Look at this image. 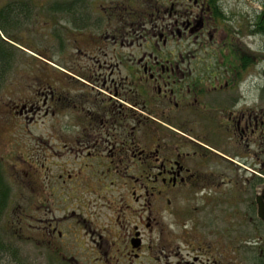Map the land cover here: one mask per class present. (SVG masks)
Segmentation results:
<instances>
[{
  "label": "flooded vegetation",
  "instance_id": "flooded-vegetation-1",
  "mask_svg": "<svg viewBox=\"0 0 264 264\" xmlns=\"http://www.w3.org/2000/svg\"><path fill=\"white\" fill-rule=\"evenodd\" d=\"M252 1L236 25L227 0L56 2L87 62L5 109L66 130L27 147L0 117V224L36 244L31 264H264V84L250 105L240 91L264 62ZM236 216L252 229L232 230Z\"/></svg>",
  "mask_w": 264,
  "mask_h": 264
},
{
  "label": "rangeland",
  "instance_id": "rangeland-1",
  "mask_svg": "<svg viewBox=\"0 0 264 264\" xmlns=\"http://www.w3.org/2000/svg\"><path fill=\"white\" fill-rule=\"evenodd\" d=\"M227 1L228 5L232 6V25L246 22L248 13L256 7L252 0ZM8 2L15 3L14 0H0V7ZM22 2L28 3L29 8L32 10V15L28 23L22 27L21 37L19 38L21 45L15 43L18 58L12 61V65L8 70L9 72H7L0 82V117H3L5 114L7 115L6 121L8 125L5 127L6 133L4 137L6 140L10 141L14 136L15 139L19 140L20 136L22 138L26 136L28 137L25 144L27 147H39V145H47L39 142V139L46 140L49 136L58 134L59 129L66 130L65 125L68 124V120L57 125L58 123L52 116L44 118L42 115L34 116L31 113L30 116L27 114L28 119H26L24 115L22 117L17 116L14 114V111L11 115L8 110L6 111L5 104L9 105L11 102L12 105H14V102L15 104L20 103L24 99L25 93L29 92L27 88L36 84V77L46 75L48 72H58L57 76L59 74V76L64 78L66 87L71 86L73 69L77 68L79 70L87 62L83 56L87 48L84 44V38L81 37L79 39V32H77V36L71 34L68 14L52 13L50 9L54 2H68V0H22ZM76 38L80 42L76 43ZM124 52L127 53L128 50L124 49ZM232 64H238V60L234 57H232ZM256 64L258 63L254 62L252 66L255 67ZM244 70L243 76H245V81L240 91H243L244 100L250 105L256 101L255 98L258 95L257 87L252 86L251 82L255 80L254 84L257 82L264 84V62L258 69L249 68ZM249 72H251L250 75H248ZM48 80L57 86L53 79L49 78ZM80 83L84 85V83ZM234 93L235 95L237 94L235 90ZM50 145L56 149L57 143L52 142ZM3 153L0 151V158ZM9 156L13 157L14 154L11 155L10 153ZM237 161L243 163L240 159ZM240 168L241 170H232V182L247 183L250 175L245 172L243 167ZM247 221V218L232 217V230H251L252 226ZM3 222H5L4 219L1 226L5 231ZM224 226L225 224H222V228ZM4 234L7 240L6 244H10L14 248L19 247L20 252H15V256L13 255L16 263L31 264L32 258L36 257L37 252L34 249L36 244L19 242L15 239H10L8 233ZM24 255H26V260H24ZM11 261L10 254H7L2 260V264H10Z\"/></svg>",
  "mask_w": 264,
  "mask_h": 264
},
{
  "label": "trees",
  "instance_id": "trees-1",
  "mask_svg": "<svg viewBox=\"0 0 264 264\" xmlns=\"http://www.w3.org/2000/svg\"><path fill=\"white\" fill-rule=\"evenodd\" d=\"M14 1L15 3L8 2L0 7V81L9 72L12 61L18 58L16 44L21 45L19 38L21 37L22 27L28 23L32 15V10L29 8L28 3L25 4L22 0ZM50 9L68 14L69 4L55 3ZM5 242L4 239L0 238V264H2V260L7 254H10L13 259L15 256V252H8L5 249ZM11 262L13 263V261Z\"/></svg>",
  "mask_w": 264,
  "mask_h": 264
},
{
  "label": "bare ground",
  "instance_id": "bare-ground-1",
  "mask_svg": "<svg viewBox=\"0 0 264 264\" xmlns=\"http://www.w3.org/2000/svg\"><path fill=\"white\" fill-rule=\"evenodd\" d=\"M5 232H4V230L2 229V226H1V224H0V238L1 239H4L5 241H7L6 240V236H5V234H4ZM4 234V235H3ZM6 243V242H5ZM5 249L7 250V251H14L15 250V248L12 246V245H10V244H5Z\"/></svg>",
  "mask_w": 264,
  "mask_h": 264
},
{
  "label": "water",
  "instance_id": "water-1",
  "mask_svg": "<svg viewBox=\"0 0 264 264\" xmlns=\"http://www.w3.org/2000/svg\"><path fill=\"white\" fill-rule=\"evenodd\" d=\"M259 216L261 219L264 220V204H260V207H259Z\"/></svg>",
  "mask_w": 264,
  "mask_h": 264
}]
</instances>
